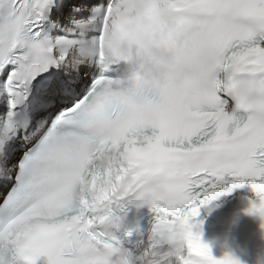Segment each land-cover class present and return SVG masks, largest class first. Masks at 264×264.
<instances>
[{
    "label": "snow or ice",
    "instance_id": "1",
    "mask_svg": "<svg viewBox=\"0 0 264 264\" xmlns=\"http://www.w3.org/2000/svg\"><path fill=\"white\" fill-rule=\"evenodd\" d=\"M227 180L264 221V0H0V264H238Z\"/></svg>",
    "mask_w": 264,
    "mask_h": 264
},
{
    "label": "clouds",
    "instance_id": "2",
    "mask_svg": "<svg viewBox=\"0 0 264 264\" xmlns=\"http://www.w3.org/2000/svg\"><path fill=\"white\" fill-rule=\"evenodd\" d=\"M132 70L135 71L136 70V66H132Z\"/></svg>",
    "mask_w": 264,
    "mask_h": 264
}]
</instances>
